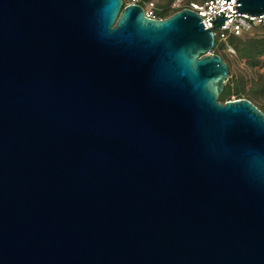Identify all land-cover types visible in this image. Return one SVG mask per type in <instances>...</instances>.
Segmentation results:
<instances>
[{
    "label": "water",
    "instance_id": "1",
    "mask_svg": "<svg viewBox=\"0 0 264 264\" xmlns=\"http://www.w3.org/2000/svg\"><path fill=\"white\" fill-rule=\"evenodd\" d=\"M202 21L0 0V264H264V111Z\"/></svg>",
    "mask_w": 264,
    "mask_h": 264
},
{
    "label": "rangeland",
    "instance_id": "2",
    "mask_svg": "<svg viewBox=\"0 0 264 264\" xmlns=\"http://www.w3.org/2000/svg\"><path fill=\"white\" fill-rule=\"evenodd\" d=\"M129 4L132 0H124ZM149 1V0H145ZM162 10L160 14L167 15L175 13L172 7L174 0H153ZM217 42V41H216ZM264 30L256 27L243 36L230 41V50L227 43H220L212 50L213 53L221 55L229 66V77L227 86L233 89V94L220 100L246 98L254 102L258 107L264 109ZM249 54L245 55L246 50ZM245 51V52H244ZM237 90L241 93L237 94ZM237 92V93H236Z\"/></svg>",
    "mask_w": 264,
    "mask_h": 264
},
{
    "label": "built area",
    "instance_id": "3",
    "mask_svg": "<svg viewBox=\"0 0 264 264\" xmlns=\"http://www.w3.org/2000/svg\"><path fill=\"white\" fill-rule=\"evenodd\" d=\"M131 3L142 5L149 18H162L160 16L162 8L153 0H132ZM236 6L237 0H174L172 4V7L178 11L185 8L196 11L203 19L202 22L205 28H212L215 43L216 41L224 42L229 47L232 36H242L259 26L264 28V14L252 16V14L237 13L238 9ZM221 15L226 17V19L227 17L230 18L220 23V26H217L219 22H214L213 20ZM229 49L232 50L231 47Z\"/></svg>",
    "mask_w": 264,
    "mask_h": 264
},
{
    "label": "trees",
    "instance_id": "4",
    "mask_svg": "<svg viewBox=\"0 0 264 264\" xmlns=\"http://www.w3.org/2000/svg\"><path fill=\"white\" fill-rule=\"evenodd\" d=\"M125 2V1H124ZM178 10H175L174 12H177ZM174 14V13H173ZM160 16L162 17V18H165L167 15H165V14H160ZM260 27V26H259ZM260 28H262L263 30H264V28L263 27H260ZM243 36V35H242ZM239 37H241V36H232L231 38H230V41L231 42H233L236 38H239ZM219 44V42L217 41L216 43H215V46H214V49L216 48V46ZM264 45V44H263ZM245 50H246V53L244 54V56L245 55H248L249 54V50H247L246 48H245ZM263 51H264V49H263ZM245 52V51H244ZM233 89L230 87V86H227V84H226V86H225V89H224V91L222 92V94L220 95V97H222V98H226V97H228V96H230V95H232L233 94ZM238 92V93H237ZM237 94H239V93H241V91H239V90H237ZM241 98V97H240ZM254 103V102H253ZM260 108V107H259ZM262 111H264V109L263 108H260Z\"/></svg>",
    "mask_w": 264,
    "mask_h": 264
}]
</instances>
